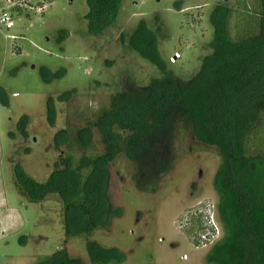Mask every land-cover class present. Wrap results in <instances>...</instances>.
Returning <instances> with one entry per match:
<instances>
[{
	"label": "rangeland",
	"instance_id": "1",
	"mask_svg": "<svg viewBox=\"0 0 264 264\" xmlns=\"http://www.w3.org/2000/svg\"><path fill=\"white\" fill-rule=\"evenodd\" d=\"M28 1L32 10H12L13 29H0V264H38L62 249L90 264L85 241L64 236L60 198L48 195L32 203L22 197L16 168L43 184L67 151L76 157L102 151L95 133L82 151L56 147L54 136L82 128L127 85L142 88L160 77L126 43L139 21L151 31L160 29L161 61L187 80L210 54L209 15L217 4L231 8L227 33L233 38L236 0H121L113 24L96 36L86 31L84 0ZM61 30L66 37L58 43ZM174 53L180 58L171 64ZM48 108L54 111L52 124ZM173 142L175 164L153 193L134 187L123 155L108 167L105 194L115 216L106 214L107 205L101 208L97 222L110 219L109 226L90 239L123 252V264H206V253L223 235L212 187L220 163L217 151L188 135ZM207 209L219 230L212 240L204 220ZM203 238L205 246L194 244Z\"/></svg>",
	"mask_w": 264,
	"mask_h": 264
},
{
	"label": "trees",
	"instance_id": "2",
	"mask_svg": "<svg viewBox=\"0 0 264 264\" xmlns=\"http://www.w3.org/2000/svg\"><path fill=\"white\" fill-rule=\"evenodd\" d=\"M89 35H101L113 24L121 0H84ZM233 38L227 33L231 8L217 4L209 15L210 54L198 71L184 80L168 71L157 51L156 34L139 21L126 40L128 47L153 65L160 77L147 86L127 85L109 104L75 131L55 134L54 145L87 150L93 134L102 151L66 152L45 183L39 184L16 168L18 193L32 203L56 195L62 203L66 238L85 241L90 264H123L126 255L90 239L101 225L108 167L119 155L130 163L131 180L140 192L153 193L175 164L174 138L188 135L220 158L212 180L216 216L222 237L205 255L206 264H264V0H236ZM66 32L57 34L61 43ZM175 63V62H174ZM173 63V64H174ZM65 101L69 95H65ZM47 116L53 122L54 111ZM109 218L115 211L106 207ZM195 245L198 242L194 243ZM38 264H83L59 250Z\"/></svg>",
	"mask_w": 264,
	"mask_h": 264
},
{
	"label": "built area",
	"instance_id": "3",
	"mask_svg": "<svg viewBox=\"0 0 264 264\" xmlns=\"http://www.w3.org/2000/svg\"><path fill=\"white\" fill-rule=\"evenodd\" d=\"M1 4L2 7H0V29H3L4 31H10L13 29L14 24L12 22V16H11V11L15 10H21L22 8H28L30 10H32V7H30L31 5L29 4L28 0H1ZM10 39H14V37L10 36ZM180 57L177 53H174V55L169 58V63L173 64L176 60H178ZM210 209H207L206 211V216L204 218L205 220V225L207 224L208 228H211L212 230H210V239H215L216 237H218L219 235V230H217V228L214 225V218L212 215V212L209 211ZM216 215V213H215ZM203 240H205L204 238L202 239V241H198V244H201L203 246H205L206 242H203ZM213 245V244H212ZM211 245V246H212ZM184 259V258H183Z\"/></svg>",
	"mask_w": 264,
	"mask_h": 264
}]
</instances>
